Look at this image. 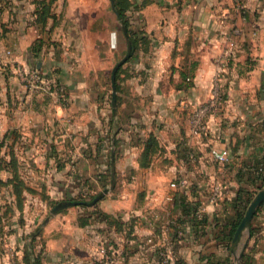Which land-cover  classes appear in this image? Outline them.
Instances as JSON below:
<instances>
[{"label":"crops","instance_id":"1","mask_svg":"<svg viewBox=\"0 0 264 264\" xmlns=\"http://www.w3.org/2000/svg\"><path fill=\"white\" fill-rule=\"evenodd\" d=\"M39 1L0 0L2 75L35 66L68 92L34 104L11 86L18 121L36 125L34 166L56 199L113 186L49 217L39 264H99L102 241L114 264H230L244 243L240 264H264V202L234 240L264 188V0H127L123 15L115 0H53L40 16ZM215 85L208 134L194 136L191 111Z\"/></svg>","mask_w":264,"mask_h":264},{"label":"rangeland","instance_id":"2","mask_svg":"<svg viewBox=\"0 0 264 264\" xmlns=\"http://www.w3.org/2000/svg\"><path fill=\"white\" fill-rule=\"evenodd\" d=\"M18 72L10 71L3 76L0 68V264H39L44 252L40 232L54 207L63 202L80 201L86 195L75 193L56 199L48 186V173L34 166L33 147L40 139L34 130L36 125H25L17 119L20 96L13 93L11 86L16 82L24 87ZM108 82L111 83V75ZM36 96H41L44 104L50 100L56 103L45 92L30 97ZM36 98L34 104H37ZM3 115L7 117L6 122L1 119Z\"/></svg>","mask_w":264,"mask_h":264},{"label":"built area","instance_id":"3","mask_svg":"<svg viewBox=\"0 0 264 264\" xmlns=\"http://www.w3.org/2000/svg\"><path fill=\"white\" fill-rule=\"evenodd\" d=\"M18 74L21 76L24 88L28 94H35L38 92H45L55 98L57 104L65 105L68 100V92L64 84H62L56 74L52 71H42L41 69L30 66L26 69H19ZM220 92L217 85L213 86L211 98L202 102L201 104L195 106L190 114V132L194 136H206L208 134V117L212 116L220 104ZM211 157L219 163L225 164L229 161V154L226 149L211 148L209 151ZM188 158L192 161L197 159L194 152L188 153ZM186 181L184 179L179 180L177 183L173 182L172 187L185 186ZM220 186H215L213 188V194L210 200L215 202L219 199ZM202 210L198 212V218L201 217ZM167 252H170L168 248L161 252V256L167 257ZM112 249L109 245L102 241L98 248V258L99 264H114L115 258L113 256ZM166 259L162 261L165 263Z\"/></svg>","mask_w":264,"mask_h":264},{"label":"water","instance_id":"4","mask_svg":"<svg viewBox=\"0 0 264 264\" xmlns=\"http://www.w3.org/2000/svg\"><path fill=\"white\" fill-rule=\"evenodd\" d=\"M39 65V64H38ZM118 66H116L117 68ZM113 70L111 74V83L114 84L115 81V70ZM113 100H114V92H113ZM112 184L106 188L103 192L99 193L97 196H95L92 200L90 201H68V202H63L62 204H59L58 206L54 207L52 211V215L55 214L58 210L61 208H67L70 206H78V205H85V206H91L94 205L100 197L103 196V194L107 193L109 189H112ZM264 202V188L260 189L250 200L249 204L247 205L244 214L242 218L240 219V222L237 226V229L235 231L234 235V240H236L244 231L246 232L247 236L249 237V228H250V223L251 220L257 210V208ZM49 219V218H48ZM246 246V243L243 244L242 250L239 252V254H236L233 261L230 262V264H240L241 258H242V253L244 251V248Z\"/></svg>","mask_w":264,"mask_h":264},{"label":"trees","instance_id":"5","mask_svg":"<svg viewBox=\"0 0 264 264\" xmlns=\"http://www.w3.org/2000/svg\"><path fill=\"white\" fill-rule=\"evenodd\" d=\"M53 0H46V1H39L38 5L41 6L39 10H37L38 15H42L45 9L48 7V4H50ZM127 0H115V4L118 6L119 13L123 15L122 10L127 6ZM39 18V17H38ZM39 20V19H38ZM43 45L48 46V43H46L43 39L39 38L33 43V47L31 50V53L34 54L33 56H36ZM242 218V215L239 216V221ZM238 221V223H239ZM200 224V222H198ZM202 224V223H201ZM238 225V224H237Z\"/></svg>","mask_w":264,"mask_h":264}]
</instances>
